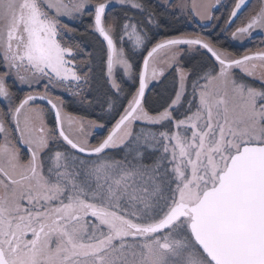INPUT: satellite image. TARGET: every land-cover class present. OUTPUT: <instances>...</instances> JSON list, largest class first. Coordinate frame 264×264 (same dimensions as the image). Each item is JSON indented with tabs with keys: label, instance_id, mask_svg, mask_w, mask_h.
Listing matches in <instances>:
<instances>
[{
	"label": "snow or ice",
	"instance_id": "6c2138e0",
	"mask_svg": "<svg viewBox=\"0 0 264 264\" xmlns=\"http://www.w3.org/2000/svg\"><path fill=\"white\" fill-rule=\"evenodd\" d=\"M248 7L0 0V264H264V48L209 38Z\"/></svg>",
	"mask_w": 264,
	"mask_h": 264
},
{
	"label": "trees",
	"instance_id": "16d2710c",
	"mask_svg": "<svg viewBox=\"0 0 264 264\" xmlns=\"http://www.w3.org/2000/svg\"><path fill=\"white\" fill-rule=\"evenodd\" d=\"M89 23V21L85 20V25ZM74 25H70V27H72ZM173 28H178L180 31H187V32H191L193 31L195 25H189L187 23H184L183 21L178 23V24H173L172 25ZM80 32L84 31V27L81 26L80 27ZM162 35V34H161ZM214 37V41L218 42L219 44L222 45V47H225L227 49H232L236 52L241 51L240 48L234 46L233 42L231 40H226L224 38V36H219L217 37V33H215L213 35ZM161 38L160 36L157 37V39ZM261 40L256 41V42H252L250 46L251 49H256V48H262L264 46V44L260 43ZM257 43V44H256ZM240 53V52H239ZM171 82H172V73H168L166 79L164 80V83H160L159 81L157 83H153V85L147 90L146 92V97L149 100L150 104L153 107H158V105L162 102L163 98L166 97L171 89ZM66 101L68 103V111L73 112L74 114H78V115H84V116H89L88 113L86 112H81L78 109V106L75 105L74 103H72L70 100ZM89 118L91 119H96L95 116H89Z\"/></svg>",
	"mask_w": 264,
	"mask_h": 264
},
{
	"label": "flooded vegetation",
	"instance_id": "af4514ba",
	"mask_svg": "<svg viewBox=\"0 0 264 264\" xmlns=\"http://www.w3.org/2000/svg\"><path fill=\"white\" fill-rule=\"evenodd\" d=\"M225 2H227V0H225ZM257 3H258V0H249V7H248L247 9H245V12L247 13L251 8L255 7V6L257 5ZM222 11H224V10L221 9V12H222ZM221 12H217L216 15H220ZM223 23H224V20L221 19L220 24L222 25ZM239 24H240V21L237 20V21H236V25H239ZM236 25L233 26V29H232V30H234V28H235ZM217 31H218V30H217ZM230 31H231V30H230ZM205 34H207V30H205ZM214 34H215V33H213L212 36L209 37V38H210V39H214V37H213ZM225 35H229V33H226ZM262 39H264V37L256 36V37H255L253 40H251L250 42L244 43V44H242V45H241V43H240L239 41H232L233 44H234V46H236V47H238V48L241 49V51H239L240 53H239V52H236V51H234V50H232V49H227V48H226V49H227L229 52H232V53H234V54H236V55H242V54H244V53H245L246 51H248V50H252V51L257 50L258 48H256V49H251V48H250V46H252L251 43H252V42L259 41V40H262ZM214 42H216V41H214ZM256 44H257V43H256ZM219 46L222 47L221 44H219ZM223 48H225V47H223ZM262 48H264V46H263ZM161 65H163V64H161ZM161 65H159V66L161 67ZM153 83H155V82L153 81ZM152 85H153V84H150V85L148 86V89H149Z\"/></svg>",
	"mask_w": 264,
	"mask_h": 264
},
{
	"label": "rangeland",
	"instance_id": "374dc122",
	"mask_svg": "<svg viewBox=\"0 0 264 264\" xmlns=\"http://www.w3.org/2000/svg\"><path fill=\"white\" fill-rule=\"evenodd\" d=\"M197 2H201V0H197ZM161 67H164V65H161ZM158 81H159V80L154 81V82L157 83ZM155 83H154V84H155ZM150 84H153V81H149V85H150Z\"/></svg>",
	"mask_w": 264,
	"mask_h": 264
},
{
	"label": "water",
	"instance_id": "95a60500",
	"mask_svg": "<svg viewBox=\"0 0 264 264\" xmlns=\"http://www.w3.org/2000/svg\"><path fill=\"white\" fill-rule=\"evenodd\" d=\"M146 91H147V89H146Z\"/></svg>",
	"mask_w": 264,
	"mask_h": 264
}]
</instances>
